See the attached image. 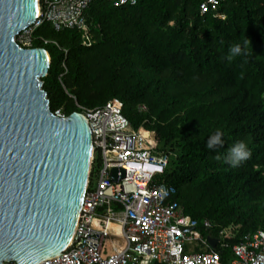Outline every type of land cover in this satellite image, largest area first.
I'll return each mask as SVG.
<instances>
[{
	"label": "trees",
	"instance_id": "trees-1",
	"mask_svg": "<svg viewBox=\"0 0 264 264\" xmlns=\"http://www.w3.org/2000/svg\"><path fill=\"white\" fill-rule=\"evenodd\" d=\"M201 2L101 0L86 13L92 46L45 22L31 48L50 54L42 81L54 113L121 100L135 129L177 154L166 179L199 230L233 245L264 229V0H226L206 14ZM237 43L247 54L229 61ZM217 131L224 147L208 150ZM240 140L252 155L233 168L224 158Z\"/></svg>",
	"mask_w": 264,
	"mask_h": 264
},
{
	"label": "built area",
	"instance_id": "built-area-1",
	"mask_svg": "<svg viewBox=\"0 0 264 264\" xmlns=\"http://www.w3.org/2000/svg\"><path fill=\"white\" fill-rule=\"evenodd\" d=\"M38 1L37 20L17 37L21 46L31 48L36 29L45 22L58 31L76 29L85 46L94 44L86 13L101 0ZM107 1L115 7L138 3ZM225 1L202 0L200 10L203 14L217 11ZM80 109L93 137L92 166L80 218L70 244L37 264H264V229L247 233L233 245L199 230V222L186 213L176 199L177 189L166 179L177 154L135 129L121 100ZM55 114L67 117L61 110ZM115 169L117 180L113 178ZM204 226L210 228L212 223L206 221ZM211 238L219 240L216 248Z\"/></svg>",
	"mask_w": 264,
	"mask_h": 264
},
{
	"label": "water",
	"instance_id": "water-1",
	"mask_svg": "<svg viewBox=\"0 0 264 264\" xmlns=\"http://www.w3.org/2000/svg\"><path fill=\"white\" fill-rule=\"evenodd\" d=\"M36 3L0 0V263L37 264L67 247L92 166L84 115L50 108L42 81L50 54L17 41L37 20ZM218 241L210 239L213 248Z\"/></svg>",
	"mask_w": 264,
	"mask_h": 264
},
{
	"label": "clouds",
	"instance_id": "clouds-1",
	"mask_svg": "<svg viewBox=\"0 0 264 264\" xmlns=\"http://www.w3.org/2000/svg\"><path fill=\"white\" fill-rule=\"evenodd\" d=\"M245 47L237 43L229 48V55L227 59L232 61L235 57L246 55ZM225 140L223 133L217 131L215 134L211 135L206 142V148L208 150H219L224 147ZM251 150L248 145L243 140L237 141L231 145L225 156V163L231 165L233 168L240 166L241 163L247 161L251 158ZM219 158V157H217Z\"/></svg>",
	"mask_w": 264,
	"mask_h": 264
},
{
	"label": "bare ground",
	"instance_id": "bare-ground-1",
	"mask_svg": "<svg viewBox=\"0 0 264 264\" xmlns=\"http://www.w3.org/2000/svg\"><path fill=\"white\" fill-rule=\"evenodd\" d=\"M39 13H40L39 12V1L37 0V3H36V15H39ZM48 58H49V55H48ZM71 240H72V238H71ZM71 240L69 241L68 245L70 244Z\"/></svg>",
	"mask_w": 264,
	"mask_h": 264
}]
</instances>
